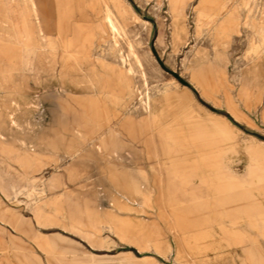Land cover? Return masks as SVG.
<instances>
[{
  "label": "rangeland",
  "instance_id": "obj_1",
  "mask_svg": "<svg viewBox=\"0 0 264 264\" xmlns=\"http://www.w3.org/2000/svg\"><path fill=\"white\" fill-rule=\"evenodd\" d=\"M127 1L124 33L111 32L104 0H75L58 50L37 49L56 34H0V74L13 55L2 48L6 37L27 41L16 57L41 55L49 74L30 96L20 79L0 96L2 107L17 99L22 124L1 117L0 264H264V142L248 134L264 140V76L247 75L250 61L264 62V0H186L180 13L170 0ZM32 2L54 16L55 0ZM40 16L37 25L50 24ZM227 23L237 32L221 28ZM66 51V67L56 65ZM50 77L59 81L57 99L43 91ZM76 83L99 92L72 91ZM48 101L57 138L44 135L56 129ZM125 115L151 119L129 124ZM154 130L174 163L206 159L202 201L212 204L202 227L190 185L159 164ZM145 182L150 191L135 190ZM218 183L249 210H215Z\"/></svg>",
  "mask_w": 264,
  "mask_h": 264
},
{
  "label": "crops",
  "instance_id": "obj_2",
  "mask_svg": "<svg viewBox=\"0 0 264 264\" xmlns=\"http://www.w3.org/2000/svg\"><path fill=\"white\" fill-rule=\"evenodd\" d=\"M3 4V10L0 11V19H2L3 22H5V24L0 23V34H9V35H15L16 37H18V35H31L32 33H39L41 35H43V33H50V34H56L57 37H55V41H51L50 43L48 42H43L42 44V40H41V44L39 47H37V49L39 50H44L45 47L43 46H49V49H57L58 50V40L61 39V34H62V29H63V25H64V21L67 22V25L70 26V21L73 18V15L75 14V0H55V5L51 6V10L53 11L54 9V16H52L51 14L48 15L47 10H48V5L45 6V8L38 6L36 4L32 5L31 3L32 0H0ZM246 2H248L246 0ZM247 4V3H246ZM35 6V7H34ZM248 6V4L246 5ZM50 8V6H49ZM4 12V13H3ZM41 12L42 14H47V18L48 20L45 21L46 23H50L49 25H37L36 21L39 19V17H41ZM41 21V20H40ZM221 28H225V30L231 34H234L235 29L234 26L231 23H227V24H223L221 26ZM6 39V40H4ZM2 44H5L2 48L3 49H7L9 51H12L13 55L4 59V64L3 65H9L10 69L9 70H4V73L0 74V96L5 94L6 92V85L9 84L10 86H13L15 88V84L16 82L20 79L21 82L19 83V90L20 92H22L25 96H30L31 91L36 90V89H40L41 88V80L43 79L44 74H48L47 72V65L48 63L46 62L47 60L42 57L41 55L39 57H33L31 53H21L20 57H16V52L17 51H23L26 48H29V46H27L28 42L27 41H12L10 40V38L6 37L2 39ZM1 43V41H0ZM47 48V49H48ZM264 55V54H263ZM261 55V57L263 56ZM66 57L72 58V55H69V52L66 51L64 56L62 58L59 59V57L57 56V61H56V65L59 66H63L66 67L65 65V61L64 59ZM261 58L255 59L253 61H250L249 64L255 65L258 63H261L262 65H264L263 61H258ZM264 60V59H263ZM8 62V63H6ZM251 67V69H252ZM72 68H75V59H74V65ZM251 69H249L248 71V76H252L253 78H255L253 75H250L249 72L251 71ZM77 70V69H76ZM73 71V70H71ZM77 75H80L79 71L77 70L75 72ZM72 74V73H71ZM49 75V74H48ZM53 81V85L50 87V89L46 88L45 90H52L49 95L46 97L48 99L51 98H55L57 99L58 97V93L57 90L59 88L58 86V78H53L50 77ZM258 78H262V77H258ZM257 78V79H258ZM172 80V79H171ZM252 82V79H249ZM259 80V79H258ZM33 82V84H32ZM178 82V81H177ZM179 83V82H178ZM77 85L72 86V91H75V88L77 90H81V91H90V92H99V87H97V85H81L80 83H76ZM179 86H181V84L179 83ZM182 87V86H181ZM185 89H187L188 91H190L191 93H193L189 88L184 87ZM57 103V102H56ZM53 104L51 101H48V109H47V114L52 115L53 119H52V123L55 125V130H46L44 135L46 138H57L58 136V128H59V120L57 117V111L54 110L53 108ZM197 104L206 112L207 111L211 112L207 107L203 106L202 104H200L199 102H197ZM32 105V103L29 101L27 103V112H33L34 110L30 107ZM207 109V111L205 110ZM19 112V103L17 101V99H13L10 102L9 106H4L2 107V105L0 104V139H4L5 136L3 134V121L1 119L2 116H5L9 122V126L11 128H13V126L16 127H21L22 124L20 122V117L18 115ZM231 116V114H233L232 112H228ZM211 114L214 115L213 112H211ZM30 116L27 117V124L31 125L32 123L30 122ZM124 117H126L128 119L129 124H133L136 121L139 123H142L144 120H149L151 118H149L148 116L142 117H136V116H132V115H125ZM232 118V116H231ZM232 120H234L232 118ZM235 121V120H234ZM48 122H45L46 127L48 128ZM236 123H238L237 121H235ZM240 124V123H238ZM241 133L250 136V137H254L255 139H260L262 142H264V140H262L260 137H258L257 135L248 133L246 134L245 132H243L242 130H240ZM153 136L155 139V142L157 143V146L159 148V157H158V161L159 164L161 165V167H163L164 171L167 174H171L173 176H182L184 182L186 183V186L190 185V191H189V201L192 203L191 207H189L190 209H195V210H199L200 211V221H201V227L202 225H204V216L207 210H209L211 208V204L206 201H202V199L204 198L203 193H206L207 190H209L210 188H206V180L208 179V169L209 166L207 164V162L204 159H193L190 160L187 159L188 161H186V164L183 163L181 161L184 160H180L181 163H174L177 162L174 157L175 156H171L169 154H167V156L161 154V149H160V143H159V138H158V133H156V131L154 130L153 132ZM73 142H75V138H72ZM101 148L98 146L97 150L99 151ZM178 160V161H179ZM137 162H131L130 164L126 165L127 168L131 169L133 168L134 165H136ZM123 181L125 180V183L128 184L131 181V176L130 173L125 174L122 176ZM124 183V182H123ZM125 188H129L128 186ZM152 188V186L148 183H140L138 184V186H135V190L138 191H150ZM217 189L219 192V195L217 197V203L215 206V210L217 209V211H220L221 214L224 215V211L227 210H249L248 208H243L241 209V202H236L234 201V197L230 196V194H233L232 192H229V190L233 189L231 188L229 185L225 187V185L223 183L217 185ZM226 193H230V194H226ZM229 195V196H228ZM249 205V204H248ZM233 215V214H232ZM239 212L236 214V216H239ZM240 217V216H239Z\"/></svg>",
  "mask_w": 264,
  "mask_h": 264
},
{
  "label": "bare ground",
  "instance_id": "obj_3",
  "mask_svg": "<svg viewBox=\"0 0 264 264\" xmlns=\"http://www.w3.org/2000/svg\"><path fill=\"white\" fill-rule=\"evenodd\" d=\"M106 4V21L108 26L110 27L111 32L115 34H119L120 32L124 33L123 28V9L126 7H131L127 0H104ZM186 0H170V8L173 13H180L183 10L184 2ZM248 1V0H247ZM205 9V8H204ZM147 22H138L136 23L137 27H143L146 29ZM115 43L118 44V41L115 38ZM264 57V55H263ZM122 63L125 64L126 60L122 58ZM140 66L143 67L142 62L140 61ZM125 66V65H124ZM250 75H253L255 78L263 77L264 76V68L261 63L253 65L251 71L249 72ZM172 81L179 85V83L172 78ZM149 104V103H148ZM198 118V117H197ZM195 118V121L198 123L200 119Z\"/></svg>",
  "mask_w": 264,
  "mask_h": 264
},
{
  "label": "trees",
  "instance_id": "obj_4",
  "mask_svg": "<svg viewBox=\"0 0 264 264\" xmlns=\"http://www.w3.org/2000/svg\"><path fill=\"white\" fill-rule=\"evenodd\" d=\"M262 139V138H261ZM263 140V139H262Z\"/></svg>",
  "mask_w": 264,
  "mask_h": 264
}]
</instances>
